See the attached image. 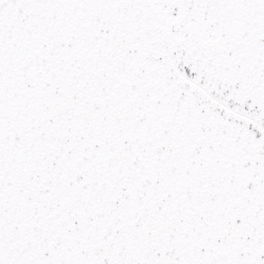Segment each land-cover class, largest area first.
<instances>
[{
    "label": "snow or ice",
    "instance_id": "obj_1",
    "mask_svg": "<svg viewBox=\"0 0 264 264\" xmlns=\"http://www.w3.org/2000/svg\"><path fill=\"white\" fill-rule=\"evenodd\" d=\"M0 264H264V0H0Z\"/></svg>",
    "mask_w": 264,
    "mask_h": 264
}]
</instances>
